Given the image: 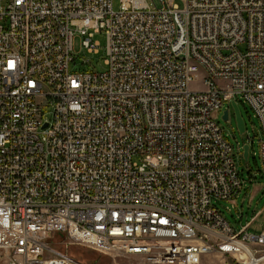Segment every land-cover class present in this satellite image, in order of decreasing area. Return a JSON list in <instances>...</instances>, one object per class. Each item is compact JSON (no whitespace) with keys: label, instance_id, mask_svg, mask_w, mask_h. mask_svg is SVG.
<instances>
[{"label":"built area","instance_id":"built-area-1","mask_svg":"<svg viewBox=\"0 0 264 264\" xmlns=\"http://www.w3.org/2000/svg\"><path fill=\"white\" fill-rule=\"evenodd\" d=\"M113 1L0 0L1 264H87L54 237L129 264H264V231L212 205L242 187L216 122L236 97L264 171V0ZM100 30L106 70L73 74L74 35L97 53Z\"/></svg>","mask_w":264,"mask_h":264},{"label":"rangeland","instance_id":"rangeland-1","mask_svg":"<svg viewBox=\"0 0 264 264\" xmlns=\"http://www.w3.org/2000/svg\"><path fill=\"white\" fill-rule=\"evenodd\" d=\"M5 1L6 0H2V4H4ZM144 1H146L150 7L154 5L159 6L157 0ZM174 2L180 3L178 0ZM113 9H119L118 0L113 1ZM82 40L83 37L78 34L73 37L72 55L74 61L70 63L69 70L73 74L92 71L98 73L104 72L106 70L104 64L106 58L104 31L100 30L93 35V41L98 43L97 53H89L82 46ZM190 87L192 89H200L201 85L198 82H193ZM236 100L241 117L245 123V132L241 134L238 131L233 110L229 108L228 104L223 106L216 122L222 131L224 139L232 149V156L242 180V187L234 200L227 201L212 198V205L215 206L234 232L240 231L243 226L249 223L250 225L247 228V233L259 235L264 231V171L261 169L257 156V141L260 137L259 121L254 116L248 104L243 102L239 97H236ZM37 102L41 104L42 100L38 99ZM227 108H229L230 116L228 120H223L221 114ZM44 112H46V110ZM244 144H249V156L247 161H245L242 156V146ZM133 159L134 161H140L138 157H134ZM253 217L254 219L251 221ZM49 244L87 264H129L130 261L126 258H112L93 250L73 245L65 237H54L53 241ZM1 263H3V258L0 259V264ZM200 264H233V262L228 258H224L219 253H213L205 256Z\"/></svg>","mask_w":264,"mask_h":264},{"label":"water","instance_id":"water-1","mask_svg":"<svg viewBox=\"0 0 264 264\" xmlns=\"http://www.w3.org/2000/svg\"><path fill=\"white\" fill-rule=\"evenodd\" d=\"M231 108H232L233 113H234L236 127H237L238 131L242 134L245 131V123L241 117L239 107L234 101H232L231 102ZM221 117L223 120L228 119V111L226 109L223 111V114ZM242 156H243L245 161L248 160V156H249V145L248 144H244L242 146Z\"/></svg>","mask_w":264,"mask_h":264},{"label":"crops","instance_id":"crops-1","mask_svg":"<svg viewBox=\"0 0 264 264\" xmlns=\"http://www.w3.org/2000/svg\"><path fill=\"white\" fill-rule=\"evenodd\" d=\"M255 216H256V214H255ZM254 216V217H255ZM254 217L251 219V221L254 219ZM220 255H222V254H220ZM224 258H228V259H230L231 261H232V259L231 258H229V257H227V256H225V255H222ZM233 262V261H232Z\"/></svg>","mask_w":264,"mask_h":264}]
</instances>
